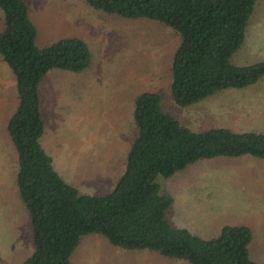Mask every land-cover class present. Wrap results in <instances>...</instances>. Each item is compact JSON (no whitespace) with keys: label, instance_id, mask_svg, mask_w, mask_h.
Masks as SVG:
<instances>
[{"label":"trees","instance_id":"16d2710c","mask_svg":"<svg viewBox=\"0 0 264 264\" xmlns=\"http://www.w3.org/2000/svg\"><path fill=\"white\" fill-rule=\"evenodd\" d=\"M83 1L106 16L156 22L175 34L168 92L180 109L264 81V61L232 62L245 43L258 0ZM0 13V59L11 73L16 95L5 132L32 242V252L21 264H72L80 241L91 235L121 250L156 253L187 264H264L251 258L253 233L245 225L225 224L207 239L173 226L169 214L174 199L158 181L203 161L264 162V131H194L164 110L161 95L139 93L132 100L133 135L122 173L103 195L82 192L58 173L42 145L40 89L51 72H85L92 53L79 37L41 46L24 0H0Z\"/></svg>","mask_w":264,"mask_h":264},{"label":"rangeland","instance_id":"374dc122","mask_svg":"<svg viewBox=\"0 0 264 264\" xmlns=\"http://www.w3.org/2000/svg\"><path fill=\"white\" fill-rule=\"evenodd\" d=\"M41 46L79 37L92 53L80 74L51 72L40 95L42 145L58 173L82 192L103 195L123 171L133 135V98L158 93L166 112L194 131L225 127L264 131V81L249 89L222 92L180 109L168 92L169 65L177 37L156 22L126 21L88 7L83 0H24ZM0 13V29L2 27ZM264 61V0H258L236 65ZM16 106L13 78L0 59V264H21L32 252L26 213L15 188L16 164L5 124ZM173 196L169 220L203 238L225 224L252 230L251 258L264 262V162L251 158L203 161L173 178H158ZM72 264H187L156 253L125 251L98 235L83 238Z\"/></svg>","mask_w":264,"mask_h":264}]
</instances>
